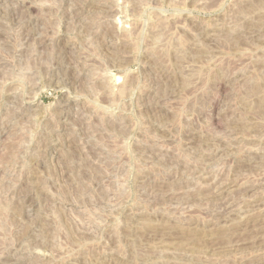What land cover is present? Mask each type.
<instances>
[{"label":"rangeland","instance_id":"1","mask_svg":"<svg viewBox=\"0 0 264 264\" xmlns=\"http://www.w3.org/2000/svg\"><path fill=\"white\" fill-rule=\"evenodd\" d=\"M0 264H264V0H0Z\"/></svg>","mask_w":264,"mask_h":264}]
</instances>
